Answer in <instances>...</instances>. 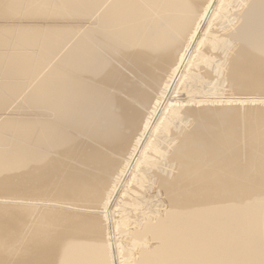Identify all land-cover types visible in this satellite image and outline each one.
<instances>
[{
	"label": "bare ground",
	"instance_id": "obj_1",
	"mask_svg": "<svg viewBox=\"0 0 264 264\" xmlns=\"http://www.w3.org/2000/svg\"><path fill=\"white\" fill-rule=\"evenodd\" d=\"M224 1L0 0V264H264V0L191 62Z\"/></svg>",
	"mask_w": 264,
	"mask_h": 264
},
{
	"label": "rangeland",
	"instance_id": "obj_2",
	"mask_svg": "<svg viewBox=\"0 0 264 264\" xmlns=\"http://www.w3.org/2000/svg\"><path fill=\"white\" fill-rule=\"evenodd\" d=\"M229 1H230V5L225 7V4H227ZM231 1L232 0H225L224 2L219 4L220 9H221V6L224 4V7L222 6V9H221L222 12L224 10V14L222 15V18L220 19L222 24L219 22V20L215 19L216 16L218 15L217 13L214 14L212 17L210 16V18H208V20H211L210 21L211 23L208 26L206 25V27L203 28L202 30V33L204 32L205 35H207V37L209 38V39H206L205 46L203 47V51L201 53V55H203L202 60L195 58L194 56L197 57L196 55L197 53H195L193 54L194 58H192L191 62H205V61L215 62L217 60V59L215 61L211 60L213 58L214 59L218 58L217 56L219 54L216 50L212 49V40H215L218 36H221V30L223 29L222 27L228 25V24H225V20L229 18L230 11L233 8L232 7L233 4H231ZM222 20H224V22ZM188 60L189 59H187L186 62H188ZM192 68L195 69L194 67ZM173 98L179 100L182 97H173ZM214 98H222V97L216 95ZM158 133L159 132L156 133V137H159ZM153 140L154 139H151L152 142ZM158 141L160 142V139H158ZM140 152H141V149H140ZM140 152L138 153L139 155H140ZM158 159H159V155L155 153L154 151L150 152V148H148L147 152L144 154L140 162V165H138L137 167L138 171L135 175V181H133L134 184L132 182H127L128 177H126L125 181L123 182L121 189H123V186L125 183H129L128 186L124 188V190H127L128 193L125 194L126 196L122 194V197L120 198V200H119L120 194H118L117 195L118 199L116 197L115 202L113 201L112 207L110 208V210L115 209L114 210L115 217L121 220V221L119 220L120 223H123L125 221L127 222V220H131V219H132L131 221H133L134 219L138 220L142 216H149L150 214L152 215L153 211H157L158 208L159 210H161L162 207L160 206V202L159 204L156 203L158 202V200L160 201L161 197H158L160 195L155 193L156 192L155 186L153 185V188H152V184H150V181H149L151 169L153 165L158 161ZM135 162H133L132 166L135 165ZM119 229H122V226H120ZM122 230H124V232H121L120 230V232L117 233V236L119 237L120 240H122L124 247L126 248L128 247L126 250L128 251L130 247L128 244L129 242L125 238L126 229L123 228ZM122 259L126 260L124 257L122 258L121 256L120 260L122 261Z\"/></svg>",
	"mask_w": 264,
	"mask_h": 264
}]
</instances>
